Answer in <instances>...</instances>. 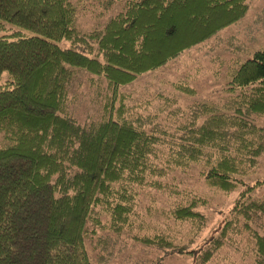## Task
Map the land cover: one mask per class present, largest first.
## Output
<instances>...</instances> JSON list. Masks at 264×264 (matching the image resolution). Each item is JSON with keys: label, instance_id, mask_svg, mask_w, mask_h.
Returning a JSON list of instances; mask_svg holds the SVG:
<instances>
[{"label": "trees", "instance_id": "obj_1", "mask_svg": "<svg viewBox=\"0 0 264 264\" xmlns=\"http://www.w3.org/2000/svg\"><path fill=\"white\" fill-rule=\"evenodd\" d=\"M250 1L0 0V264H95L91 237L142 221L138 188L160 190L168 171L191 166L207 188L236 192L220 225L197 249L167 232L135 240L206 264L246 233L264 264V177L244 180L264 153V46L228 70L224 104L199 102L173 131L126 118L120 93L239 21ZM204 203L169 214L196 236Z\"/></svg>", "mask_w": 264, "mask_h": 264}, {"label": "rangeland", "instance_id": "obj_2", "mask_svg": "<svg viewBox=\"0 0 264 264\" xmlns=\"http://www.w3.org/2000/svg\"><path fill=\"white\" fill-rule=\"evenodd\" d=\"M264 46V0H251L245 15L236 23L219 31L209 40L185 51L178 58L162 68L138 76L130 84L120 89L124 116L129 120L143 121L142 128L152 131L155 126L168 124L173 131L182 115L190 108L205 101L222 105L230 95L226 92L227 72L236 60H244L254 51ZM84 84V83H83ZM193 89L188 95L182 89ZM84 90V89H83ZM87 107L89 98L82 101ZM117 108L118 99L113 103ZM100 105L86 109L89 117L98 119ZM163 110V112H161ZM175 114V117H174ZM87 113H83L85 118ZM178 117L179 119H176ZM165 119H170L168 122ZM173 120L174 123L170 121ZM256 124L264 127V116L256 117ZM160 156L156 161L159 165ZM160 166V165H159ZM199 168L168 171L162 180L160 190L143 186L138 188L133 202L138 203L136 211L141 214V222L129 231L97 232L87 243L88 254L93 263L104 257L101 264H196L188 256L166 255L143 245L136 237H147L167 232L165 236L176 241L190 243V248H198L215 231L236 198V192L225 195L209 189L198 175ZM264 177V153L254 169H249L245 181L254 182ZM261 194V190L257 191ZM205 203L197 210L205 216V227L199 235H193L189 224L174 221L169 212L176 205H188L192 199ZM106 234V235H101ZM104 240V241H101ZM107 243V249L104 244ZM252 241L246 233L231 234V238L206 264H254Z\"/></svg>", "mask_w": 264, "mask_h": 264}]
</instances>
